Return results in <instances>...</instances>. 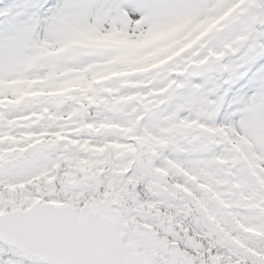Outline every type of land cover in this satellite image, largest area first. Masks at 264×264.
<instances>
[{"label":"snow or ice","instance_id":"snow-or-ice-1","mask_svg":"<svg viewBox=\"0 0 264 264\" xmlns=\"http://www.w3.org/2000/svg\"><path fill=\"white\" fill-rule=\"evenodd\" d=\"M0 264H264V0H0Z\"/></svg>","mask_w":264,"mask_h":264}]
</instances>
